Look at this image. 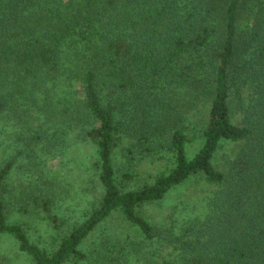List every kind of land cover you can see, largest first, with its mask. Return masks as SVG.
Wrapping results in <instances>:
<instances>
[{
    "label": "trees",
    "instance_id": "trees-1",
    "mask_svg": "<svg viewBox=\"0 0 264 264\" xmlns=\"http://www.w3.org/2000/svg\"><path fill=\"white\" fill-rule=\"evenodd\" d=\"M80 142L76 189L55 162ZM201 182L191 214L147 215ZM114 214L123 239L88 249ZM5 240L29 264H264V0H0L11 264Z\"/></svg>",
    "mask_w": 264,
    "mask_h": 264
},
{
    "label": "rangeland",
    "instance_id": "rangeland-1",
    "mask_svg": "<svg viewBox=\"0 0 264 264\" xmlns=\"http://www.w3.org/2000/svg\"><path fill=\"white\" fill-rule=\"evenodd\" d=\"M94 149L93 147L88 143H78L76 146H72L69 149V152H66V154L62 155L61 158L59 157L55 164L59 165V160L62 159V161L65 163H62V165L58 170L59 175L63 177V182L68 183L67 185L71 188H78L83 184V181L85 182L87 177H92L91 173L92 170H90L89 165L93 160L94 155ZM117 157V155L115 156ZM116 161H118L116 159ZM162 162H155V163H145L143 165V171L144 172H156V170L159 169ZM89 169V171H88ZM198 186V187H197ZM193 187H195V190L200 192L198 193L201 197H204L206 194V186L203 185L201 182L199 185H195L194 183L186 184L184 187H181L179 189H176L172 191L168 197H166L165 200H163L161 203L153 205L152 207H149L147 210V215L153 220V221H161L162 218L165 217L167 214H169L171 211L176 210V216H180L179 218H182L183 216L186 217L187 215L191 214L194 204H198L199 202L194 201V194ZM204 189V190H203ZM200 197V198H201ZM193 199V200H192ZM189 202L188 206L189 208H185V203ZM191 211V212H190ZM168 216V215H167ZM162 217V218H161ZM110 233L113 235L114 238L117 239H123L125 234V229L118 217V215L114 214L94 235L93 240H91V243L88 245V249L91 250V246H94V242H98L100 238L104 234ZM47 237V236H46ZM44 237V238H46ZM4 244L9 247V253H10V262L11 264H29L27 260L19 256L18 254L14 253L13 248L11 247L10 243L5 240Z\"/></svg>",
    "mask_w": 264,
    "mask_h": 264
}]
</instances>
